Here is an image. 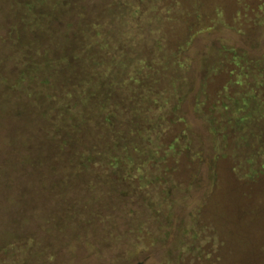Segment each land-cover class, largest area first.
<instances>
[{"label": "rangeland", "instance_id": "1", "mask_svg": "<svg viewBox=\"0 0 264 264\" xmlns=\"http://www.w3.org/2000/svg\"><path fill=\"white\" fill-rule=\"evenodd\" d=\"M112 2L65 0L59 10L32 7L27 16V0H0V249L30 239L32 258L23 264H264V146L254 145L264 116L237 95L229 105L247 103L241 128L218 130L199 109L226 82L222 73L206 77L222 49L235 51L251 89L253 70L264 66V19H224L195 32L184 55L189 71L168 64L146 81L178 87L176 114L187 132L181 144L192 155L184 164L194 172L186 176L181 164L185 177L169 184L164 210H143L126 181L105 183L82 159L129 151L141 121L95 118L84 130H55L53 116H45L50 100L28 80L47 61L58 63L66 84L85 79L84 32ZM26 17L45 29L28 27Z\"/></svg>", "mask_w": 264, "mask_h": 264}, {"label": "trees", "instance_id": "2", "mask_svg": "<svg viewBox=\"0 0 264 264\" xmlns=\"http://www.w3.org/2000/svg\"><path fill=\"white\" fill-rule=\"evenodd\" d=\"M112 4L105 16L84 32L81 59L87 70L85 79L66 84L58 63L47 61L39 64L28 80H35L50 100L45 116H53L55 130L66 125L84 130L95 118L105 122L111 117L140 120L133 130L134 142L129 151L102 154L97 160L88 155L82 158L83 165L105 183L126 181L131 198L139 201L143 210H164L162 195L168 192L169 184L179 186L184 173L187 176L194 172L193 167L184 164L192 155L188 146L181 144L187 132L183 119L176 114L181 98L178 87L170 83L155 88L146 81L168 64L174 71H183L181 74L188 72L191 59L184 55L195 32L224 19L228 24L237 17L245 23L264 19V0H113ZM44 5L55 11L65 6V0H27L26 15L32 14V7ZM24 21L33 30L45 29L44 24L31 18ZM94 29L95 35L91 34ZM222 50L223 58L208 69L206 77L214 80L222 73L226 82L214 92V100L208 95L199 109L202 115L215 117L218 130L233 131L241 128L239 116L243 119L247 115L241 114L247 105L242 101L231 109V98L237 95L245 101L251 98L264 116V66L253 70L250 89L244 80L248 73L239 66L235 51ZM228 84L238 86V92H232ZM112 94L124 99L125 104L112 99ZM260 127L263 134L254 145L263 147L264 118ZM181 164L183 176L178 173ZM259 164L264 166V162ZM32 254L31 240L18 239L0 249V264H23Z\"/></svg>", "mask_w": 264, "mask_h": 264}]
</instances>
